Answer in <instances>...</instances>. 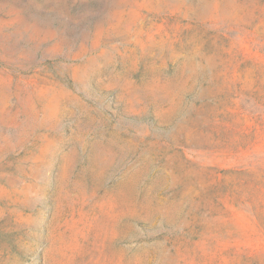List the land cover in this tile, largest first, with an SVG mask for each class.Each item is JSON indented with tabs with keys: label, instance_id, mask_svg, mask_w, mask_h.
Wrapping results in <instances>:
<instances>
[{
	"label": "rangeland",
	"instance_id": "374dc122",
	"mask_svg": "<svg viewBox=\"0 0 264 264\" xmlns=\"http://www.w3.org/2000/svg\"><path fill=\"white\" fill-rule=\"evenodd\" d=\"M0 264H264V0H0Z\"/></svg>",
	"mask_w": 264,
	"mask_h": 264
}]
</instances>
